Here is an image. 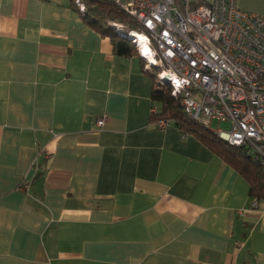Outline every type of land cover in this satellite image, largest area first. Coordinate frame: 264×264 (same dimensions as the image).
Masks as SVG:
<instances>
[{
	"label": "crops",
	"instance_id": "0c3cea01",
	"mask_svg": "<svg viewBox=\"0 0 264 264\" xmlns=\"http://www.w3.org/2000/svg\"><path fill=\"white\" fill-rule=\"evenodd\" d=\"M152 88L69 0H0V264H264V198Z\"/></svg>",
	"mask_w": 264,
	"mask_h": 264
},
{
	"label": "built area",
	"instance_id": "2783aa9c",
	"mask_svg": "<svg viewBox=\"0 0 264 264\" xmlns=\"http://www.w3.org/2000/svg\"><path fill=\"white\" fill-rule=\"evenodd\" d=\"M113 1L143 27L136 32L113 25L136 45L144 68L161 69L158 83L172 87L193 121L209 130L214 120L227 123L228 131L213 132L264 168V16L240 8L238 0ZM76 2L84 12L80 0ZM136 33L144 35L155 61L145 57ZM103 123L98 119L99 126ZM169 123L157 125L164 129ZM29 185L25 181L21 187Z\"/></svg>",
	"mask_w": 264,
	"mask_h": 264
},
{
	"label": "trees",
	"instance_id": "16d2710c",
	"mask_svg": "<svg viewBox=\"0 0 264 264\" xmlns=\"http://www.w3.org/2000/svg\"><path fill=\"white\" fill-rule=\"evenodd\" d=\"M84 12L79 8L76 0H69V6L77 12L86 24L113 42L117 55L131 57L139 56L136 45L128 37L119 35L114 24L122 25L125 31L143 30L142 25L129 14L122 11L113 0H80ZM143 66H145V61ZM160 68L145 72L153 79L152 101L159 104V109H153L151 120L154 123L165 120L172 123L184 134H194L226 163L235 168L248 182L250 194L257 199L264 198V170L253 163L251 157L243 150L229 146L213 131L204 125L193 121L185 112L180 97L172 94V87L161 85L157 80ZM213 132V133H212Z\"/></svg>",
	"mask_w": 264,
	"mask_h": 264
},
{
	"label": "bare ground",
	"instance_id": "6f19581e",
	"mask_svg": "<svg viewBox=\"0 0 264 264\" xmlns=\"http://www.w3.org/2000/svg\"><path fill=\"white\" fill-rule=\"evenodd\" d=\"M133 37H136V40L138 42V45H141L142 49H143V53L146 55L145 57H150L152 61H155V58L152 57L150 54H149V49L145 46L144 44V35L141 34V33H136L133 35ZM142 53V52H141ZM154 63V62H152ZM163 76L165 77H168L169 74L168 73H164ZM167 79V78H166Z\"/></svg>",
	"mask_w": 264,
	"mask_h": 264
},
{
	"label": "rangeland",
	"instance_id": "374dc122",
	"mask_svg": "<svg viewBox=\"0 0 264 264\" xmlns=\"http://www.w3.org/2000/svg\"><path fill=\"white\" fill-rule=\"evenodd\" d=\"M209 128H210V130H212V131H216V130H218L219 128H221V129L224 130V131H228V129H229V125H228L227 123L219 124L218 121L214 120V121H212V122L210 123ZM210 130H209V131H210ZM210 132H211V131H210ZM212 133H213V132H212ZM262 169L264 170V168H262Z\"/></svg>",
	"mask_w": 264,
	"mask_h": 264
}]
</instances>
